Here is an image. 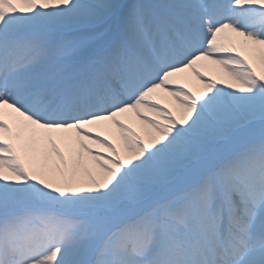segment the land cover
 Returning <instances> with one entry per match:
<instances>
[{"label": "snow or ice", "instance_id": "snow-or-ice-1", "mask_svg": "<svg viewBox=\"0 0 264 264\" xmlns=\"http://www.w3.org/2000/svg\"><path fill=\"white\" fill-rule=\"evenodd\" d=\"M0 264H264V0H0Z\"/></svg>", "mask_w": 264, "mask_h": 264}]
</instances>
